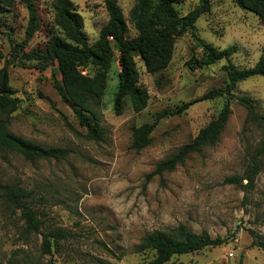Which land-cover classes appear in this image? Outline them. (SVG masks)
Here are the masks:
<instances>
[{"label":"rangeland","instance_id":"374dc122","mask_svg":"<svg viewBox=\"0 0 264 264\" xmlns=\"http://www.w3.org/2000/svg\"><path fill=\"white\" fill-rule=\"evenodd\" d=\"M85 22V32L95 42L109 15L104 0H72ZM136 0H118L129 25V36L137 34L130 22ZM51 0H36L41 29L27 52L45 49L53 21ZM200 0H182L177 9L188 14ZM28 22L26 7L17 3L10 9L0 5V49L11 56L12 47L22 40ZM199 36L217 49L237 46L232 61L240 68L254 67L264 56V20L233 0H213L211 11L196 24ZM191 33L180 37L170 66L150 74L138 62L141 84L148 89V107L136 112L127 105L121 115L114 110L119 61L110 72L109 88L102 105L104 141L84 135L73 111L58 93L57 65L44 72L24 67L18 60L10 66L11 86L22 100L13 114L10 129L19 136L45 147H64L72 153L61 161H26L10 154L0 159V183L31 192L32 206L40 210L44 232L64 229L60 252L41 256V234L25 231L21 211L7 207L0 195V264L22 262L26 255L57 264H147L153 252L136 253L140 239L158 229L181 224L228 243L204 251L174 257L167 264H264V250L253 245L264 238V171L252 190L225 184L227 177L239 175L246 166V147L256 143L259 131L245 129L246 109L236 101L220 141L202 154L191 155L173 172L148 180L158 162L175 153L217 118L225 99L200 101L181 114H168L152 134V144L137 152L131 148L133 127L154 121L165 112L179 109L214 88L224 87V65L191 69L189 60L201 57ZM118 54V52H117ZM0 59V69L4 65ZM236 93L249 96L264 114V77L239 83Z\"/></svg>","mask_w":264,"mask_h":264},{"label":"trees","instance_id":"16d2710c","mask_svg":"<svg viewBox=\"0 0 264 264\" xmlns=\"http://www.w3.org/2000/svg\"><path fill=\"white\" fill-rule=\"evenodd\" d=\"M182 0H136L130 12V22L137 34L129 36V25L118 0H104L109 20L102 27L98 39L91 43L85 32L84 18L72 0H51L53 21L50 38L45 49L27 52L33 38L41 29V19L36 0H0V5L13 9L23 4L28 13L24 38L12 47L11 56L24 67H33L44 72L57 65L60 80H54L62 101L71 108L79 124L86 129L85 137L91 141H104L102 126V105L109 88L110 72L117 61L118 86L114 97V110L121 115L127 105L136 112L148 107L150 94L141 84L138 62H142L150 74L166 70L173 59L177 40L187 33L195 39V47L201 48V57L189 60L191 69L215 65L225 60L227 79L224 87L214 88L192 102L172 112L159 115L154 121L133 127L131 148L140 152L152 144V134L162 118L168 114H181L197 102L224 98L225 102L216 119L203 127L196 137L181 146L175 153L157 163L148 175V180L166 172H173L191 155L202 154L208 147L220 141L233 113L232 103L236 101L246 109L245 129L253 128L261 137L246 147V166L239 175L227 177L225 184H234L244 190L256 186L259 175L264 171V114L249 96L236 93L239 83L256 76L264 77V56L252 68H240L232 61L237 46L217 49L204 41L198 34L197 22L212 8L213 0H200V4L186 15L180 14L177 5ZM244 9L264 20V0H233ZM1 26V24H0ZM118 52V54H117ZM4 65L0 69V159L8 160L10 154L22 156L26 161L65 160L72 150L64 147H45L33 140L19 136L10 129L12 116L22 104L11 86L10 66L12 60L0 49ZM0 195L7 207L14 212L21 211L25 220L26 233L41 234V256L60 252L61 241L69 238L64 229L44 232L45 221L40 210L32 206L31 192L23 187L0 183ZM228 243L227 238L213 237L207 230L196 233L186 225L170 229H158L146 233L136 248V253L153 252L147 264H167L176 256L195 254L205 249L220 247ZM253 245L264 250V238L257 237ZM23 261L13 264H57L50 259L43 262L26 255ZM103 264H113L102 261Z\"/></svg>","mask_w":264,"mask_h":264}]
</instances>
